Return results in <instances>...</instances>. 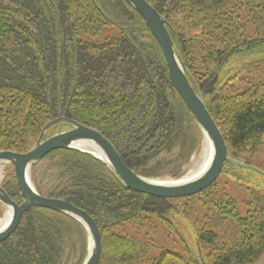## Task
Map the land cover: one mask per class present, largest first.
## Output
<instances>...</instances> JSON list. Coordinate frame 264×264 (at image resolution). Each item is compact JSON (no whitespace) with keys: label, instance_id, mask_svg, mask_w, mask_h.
<instances>
[{"label":"trees","instance_id":"1","mask_svg":"<svg viewBox=\"0 0 264 264\" xmlns=\"http://www.w3.org/2000/svg\"><path fill=\"white\" fill-rule=\"evenodd\" d=\"M146 1L163 17L227 156L237 161L258 152L264 72L255 65L264 58V0ZM235 56L256 57L254 69L222 74ZM60 113L98 131L127 167L150 180L180 178L202 137L157 41L124 0H0V152L30 151ZM58 127L69 129L53 126L46 137ZM227 167L237 168L225 163L201 193L168 200L124 189L104 163L77 150L51 152L31 167L30 179L39 195L93 218L102 235L99 264H256L264 255V207L254 203L239 213L219 190ZM1 184L17 204L25 203L11 165ZM178 202L199 207L190 221L179 211L195 229V252L181 236L177 250L155 241L159 230L172 227L162 219L177 213ZM87 246L77 221L30 207L0 242V264H81Z\"/></svg>","mask_w":264,"mask_h":264},{"label":"water","instance_id":"2","mask_svg":"<svg viewBox=\"0 0 264 264\" xmlns=\"http://www.w3.org/2000/svg\"><path fill=\"white\" fill-rule=\"evenodd\" d=\"M124 1L141 16L146 28L157 41L173 88L184 102L189 115L201 133L209 140L212 156L208 165L191 179L156 181L143 178L124 164L116 149L102 134L67 119L60 113L58 118L48 122L42 128L35 146L30 151L23 154L11 151L0 152V164L6 163L13 167L17 186L25 201L23 206H18L0 183V204L6 209H10L12 213L8 224L0 229V242L7 239L15 231L23 213L30 207L48 209L69 216L85 229L88 252L83 264H99L102 253V235L93 218L66 201L39 195L30 181L31 167L53 151L77 150L101 161L93 154L78 149V146L82 144L95 146L105 157L106 161L101 162L113 172L124 189L167 200L186 198L201 193L216 182L225 163L256 171L252 167L228 158L225 139L206 109L202 96L196 94L190 84L175 44L166 30L163 17L146 0ZM58 125L68 126L69 130L46 138L47 131Z\"/></svg>","mask_w":264,"mask_h":264},{"label":"rangeland","instance_id":"3","mask_svg":"<svg viewBox=\"0 0 264 264\" xmlns=\"http://www.w3.org/2000/svg\"><path fill=\"white\" fill-rule=\"evenodd\" d=\"M253 60L255 61L256 57L243 58V57L235 56L226 65H224L222 74L227 71V74L229 76H232V74H235L239 71H245L244 74L247 75L249 72L248 70L254 69L251 66V62ZM255 67L257 72L262 74L264 72V58L260 59V61L257 63V66L255 65ZM199 95L202 96L203 98L202 94ZM67 130L69 129L58 127L48 137H51L58 133L65 132ZM203 139L204 138L202 136L198 148L193 152L187 166L183 168V172L180 178L176 180L185 177L196 166L197 161L201 157ZM236 162L252 167L256 171L245 168H243L244 169L243 170L242 167H237V166H236L237 168H241V169L227 167L228 171L226 169L224 171L225 176L223 178H219V184L221 185L219 190L221 191L222 189L224 193H226L236 203V207L238 208L239 213L244 216L247 214L248 211L253 209L254 203H258V205L264 207V139H263V146L258 150V152L254 154L247 153L242 157V159L237 160ZM4 165H5L4 171L2 172V174H0V183H3L6 179V167L9 164L4 163ZM226 175H228V177H226ZM160 180H174V179H171L170 177H166L164 179H157L156 181H160ZM23 205L24 204L22 205L18 204V206H23ZM172 206L177 210V213L175 214L169 213L167 214L166 219L165 218L162 219L163 223L166 224V226L172 225V227L170 226V229L169 227H165L163 230H159L157 232V235H155V241L157 242L158 239L160 238L159 242L162 243L161 244L162 248L177 250L179 249V243H180L178 236H181L183 241L187 243L188 248H191L192 252L193 251L195 252V241L197 235L195 229L193 228L194 229L193 230L192 228H190L188 224L190 223L189 221L191 220V218L195 217L198 214V211L196 209H199V207H196L195 209L193 208V206L187 203H179V202L175 203V205ZM6 210L7 209L4 208L3 206L1 207L0 221L3 219ZM179 211H182L184 214L189 216L188 219L189 221L185 220L179 214ZM188 211H192L193 214L191 213L190 215H188L187 213ZM164 230H172V231L174 230V232L176 231L175 233H177L178 235L175 234L172 236L171 234L173 232L166 234ZM87 252H88V246H87ZM156 253L157 251H152V254H156ZM86 256L87 253L81 264H83ZM256 264H264V255Z\"/></svg>","mask_w":264,"mask_h":264},{"label":"bare ground","instance_id":"4","mask_svg":"<svg viewBox=\"0 0 264 264\" xmlns=\"http://www.w3.org/2000/svg\"><path fill=\"white\" fill-rule=\"evenodd\" d=\"M203 136V143H202V151H201V157L200 159L197 161L196 166L192 169V171H190L185 177H183L184 180L186 179H191L194 178L198 173L202 172L206 166L208 165L211 156H212V147L211 144L209 142V140L202 134ZM78 149L80 150H84L86 152H89L91 154H93L94 156H96L97 158H99L101 161L105 162V157L103 156L102 152L95 146H92L90 144H82L80 146H78ZM4 163L0 164V174H2V172L4 171ZM164 181V180H162ZM11 210L7 209L3 219L0 221V229H3L8 222L10 221L11 218Z\"/></svg>","mask_w":264,"mask_h":264}]
</instances>
